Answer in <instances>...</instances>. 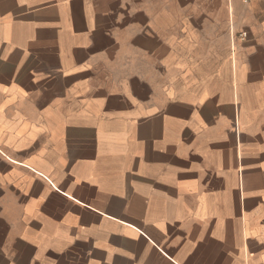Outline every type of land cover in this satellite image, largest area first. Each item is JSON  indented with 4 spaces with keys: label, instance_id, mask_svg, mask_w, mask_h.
<instances>
[{
    "label": "crops",
    "instance_id": "0c3cea01",
    "mask_svg": "<svg viewBox=\"0 0 264 264\" xmlns=\"http://www.w3.org/2000/svg\"><path fill=\"white\" fill-rule=\"evenodd\" d=\"M0 264H264V1L0 0Z\"/></svg>",
    "mask_w": 264,
    "mask_h": 264
},
{
    "label": "built area",
    "instance_id": "2783aa9c",
    "mask_svg": "<svg viewBox=\"0 0 264 264\" xmlns=\"http://www.w3.org/2000/svg\"><path fill=\"white\" fill-rule=\"evenodd\" d=\"M262 1V0H261ZM264 1V0H263Z\"/></svg>",
    "mask_w": 264,
    "mask_h": 264
}]
</instances>
